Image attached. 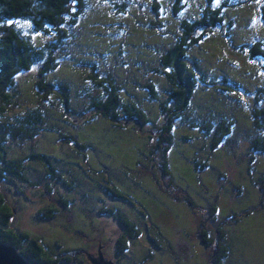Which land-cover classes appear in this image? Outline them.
Listing matches in <instances>:
<instances>
[{
	"label": "rangeland",
	"instance_id": "374dc122",
	"mask_svg": "<svg viewBox=\"0 0 264 264\" xmlns=\"http://www.w3.org/2000/svg\"><path fill=\"white\" fill-rule=\"evenodd\" d=\"M229 1L223 26L188 52L200 84L172 121V139L160 101L146 100L149 84L167 99L171 86L155 71L162 70L161 55L184 33L181 22L197 19L207 0H181L178 14L177 0H91L77 23L64 25L71 35L54 51L56 70L41 75L37 64L21 73L22 99L5 112L11 122L38 106L44 112L37 137L1 142L7 158L25 165L26 181L0 178V192L16 212L14 229L40 239L62 262L82 250L72 264H93L86 250L95 257L101 250L114 264H264V153L250 150L263 134L254 120L264 109V56L251 59L241 50L264 45V0ZM94 68L98 82L119 86L123 103L139 102L151 121L124 115L118 126L103 117L93 103L110 97L89 78ZM43 78L61 85L35 91ZM229 121L235 124L226 141L213 150ZM35 152L48 155L55 173L29 158ZM222 244L231 246L225 259L217 254Z\"/></svg>",
	"mask_w": 264,
	"mask_h": 264
},
{
	"label": "trees",
	"instance_id": "16d2710c",
	"mask_svg": "<svg viewBox=\"0 0 264 264\" xmlns=\"http://www.w3.org/2000/svg\"><path fill=\"white\" fill-rule=\"evenodd\" d=\"M91 0H0V178L6 179L8 175L10 180L26 181L23 173L25 169L23 159L7 158L8 150L1 145L8 143L10 139L27 140L34 139L38 135L39 127L36 125L44 120L43 108L38 106L34 111L28 112L26 115L20 117V120L11 122L8 121L5 115L7 109L19 103L22 99V90L20 88L19 77L24 71H28L37 64H42L41 75H48L56 70L58 65L57 58L54 56V51L58 49L59 44L65 43L67 36L71 32L65 28L77 23L79 18L86 12L88 4ZM249 1V0H247ZM214 0H207L205 8H202V13L197 19L183 20L181 27L184 28V33L180 35L179 40L173 46L169 47L160 58V66L162 70H155L166 78L171 86L169 96L164 101L161 99L156 91L158 88L154 83L149 84L150 94L146 98L148 101H160V110L163 114L169 116L170 123L164 129L169 131L172 139V130L174 128L173 122L178 119L184 111L188 108L196 87L199 86L200 80L196 73L194 65L188 62V52L194 45H200L209 33L214 32L216 28L222 27L225 21L224 10L228 6L229 0L222 4L212 6ZM181 0H177L174 10L176 14L182 10ZM264 17V3L262 4ZM25 23V25H23ZM28 27V31L25 28ZM64 25H66L64 27ZM233 25L232 21L227 24L228 29ZM225 26V25H224ZM203 28L200 34H195L198 28ZM55 32H57L55 34ZM198 32V30H197ZM40 39H37L38 35ZM35 35V36H34ZM42 39L44 41L42 42ZM36 40H41L37 44ZM241 50L251 59L256 54L264 56V45L257 43L255 46H250L247 50V45L242 46ZM57 59V60H56ZM195 63V62H194ZM95 73H91L90 77L97 85L108 93L109 101H96L93 107L101 111L102 116L109 119L114 125H121L119 122L124 115L131 120L151 121L148 113L140 107L136 101H129V104L123 103L120 94L117 92L119 86H115L113 82L102 80L98 82L99 74L96 69ZM224 79L230 83L239 86L238 82L232 80L228 76ZM45 78L40 79L35 83V91L38 89L55 90L59 83L52 81L44 82ZM224 80V81H225ZM225 81V82H226ZM44 82V83H43ZM208 83V82H204ZM103 84V85H102ZM108 84V86L104 85ZM66 85V84H64ZM111 86L110 88H108ZM64 87V86H63ZM48 90V91H49ZM65 95V101L69 102V88ZM232 92L238 91L235 88H228ZM106 93V94H107ZM122 111V114L120 113ZM254 123L256 127L262 130V135L255 138L250 150L255 153H264V109H259L255 112ZM235 122H227L226 129L223 127L218 131L217 139L211 144L213 150L217 149L219 145L226 141L225 137L231 131L230 126L233 127ZM126 125V124H125ZM219 137V138H218ZM65 138L69 142L75 141V137L66 134ZM168 141V140H167ZM171 143V141L169 142ZM83 149L89 145L82 144ZM256 157V156H255ZM253 156V159H255ZM29 158L37 159L52 173L54 167L52 166L47 154L35 152L29 154ZM251 160V163L253 162ZM208 160L203 163L204 167L208 166ZM165 168V167H163ZM197 170H203L198 168ZM163 171H166L165 169ZM264 174L260 176L261 182L264 183ZM110 183V181H109ZM113 188L116 189L115 186ZM117 191V190H116ZM111 192V190H109ZM214 209L216 207H213ZM16 212L9 206L8 197L0 192V242L15 246L18 251L31 264H57L62 260L55 257V254L40 241L38 238L32 237L29 233L23 232L20 229H14L11 226V218ZM129 225V226H127ZM124 227L130 237H136L139 233L135 231V226L126 222ZM222 233V232H221ZM135 234V235H134ZM211 235V233H210ZM223 237V235H221ZM225 238V237H224ZM203 240H207L203 238ZM221 252L218 258H226L231 254V246L222 244ZM219 251V250H218ZM66 262H73L72 258L65 257ZM76 259V258H75Z\"/></svg>",
	"mask_w": 264,
	"mask_h": 264
},
{
	"label": "water",
	"instance_id": "95a60500",
	"mask_svg": "<svg viewBox=\"0 0 264 264\" xmlns=\"http://www.w3.org/2000/svg\"><path fill=\"white\" fill-rule=\"evenodd\" d=\"M85 252V251H84ZM82 253V250H73L69 252V256L75 258L77 254ZM88 258L93 264H114L112 260L104 257L101 250L98 256L88 254ZM0 264H31L25 257L18 251V249L10 244L0 242ZM57 264H72L69 262H61Z\"/></svg>",
	"mask_w": 264,
	"mask_h": 264
},
{
	"label": "flooded vegetation",
	"instance_id": "af4514ba",
	"mask_svg": "<svg viewBox=\"0 0 264 264\" xmlns=\"http://www.w3.org/2000/svg\"><path fill=\"white\" fill-rule=\"evenodd\" d=\"M205 242L208 243V244H210V243H212V240H211V239H207V240H205ZM88 253H89V252L86 250L85 253H83V254L88 255ZM217 253H219V251H217ZM70 258L75 259L76 257H75V258L70 257Z\"/></svg>",
	"mask_w": 264,
	"mask_h": 264
}]
</instances>
